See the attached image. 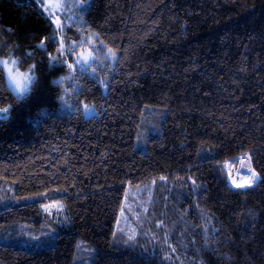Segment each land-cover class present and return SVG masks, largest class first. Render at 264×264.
Wrapping results in <instances>:
<instances>
[{"label": "trees", "instance_id": "1", "mask_svg": "<svg viewBox=\"0 0 264 264\" xmlns=\"http://www.w3.org/2000/svg\"><path fill=\"white\" fill-rule=\"evenodd\" d=\"M78 17L67 35L113 57L52 62L41 3L0 0L1 54L36 69L22 99L0 70V264H168L166 247L264 264V0H91ZM243 155L250 188L230 177ZM151 184L139 231H120L130 189Z\"/></svg>", "mask_w": 264, "mask_h": 264}, {"label": "rangeland", "instance_id": "2", "mask_svg": "<svg viewBox=\"0 0 264 264\" xmlns=\"http://www.w3.org/2000/svg\"><path fill=\"white\" fill-rule=\"evenodd\" d=\"M41 4L45 5H65L63 8L61 7H48L45 11L48 15H50L53 20L55 21L56 25L57 22L62 25V30H59V40L60 46L54 57H57L58 60H62L69 64L73 65L71 69L75 67L85 66L91 62H94L96 58L103 52L109 54V57H113L110 54V49H106V47L101 49L103 46L100 41H96L91 39L89 41L84 40L83 38H74L69 37L66 33L67 28L72 25L75 27L76 30L81 31L79 28V17L78 14L82 11V8H77L74 5L78 3V0H38ZM81 15V14H80ZM74 23V24H73ZM58 28V27H57ZM83 35V34H82ZM112 53V51H111ZM94 57V59L89 58V62L87 64L83 63H76V61L83 60L85 57ZM113 54V53H112ZM72 55V56H71ZM0 61H7V65L3 68L6 73L7 82L16 93V82L23 83L22 75L20 74H27L28 69L32 67L31 65L27 69H21L19 65V57L14 55L13 53L8 54H1L0 52ZM13 61H16V64L13 65ZM14 78L12 81L9 80V74ZM35 76H36V69H35ZM32 84L30 85L31 89ZM66 96L63 98V103L67 102ZM9 108L11 113V106H0V109ZM231 180L233 184L242 183L244 179L249 176V168L250 162H244L242 167V163L236 161L232 163L231 166ZM235 181V183H234ZM154 196V185L151 184L141 185L138 188H131L127 198L125 199L124 207L120 216V220L118 223V228L120 231L126 232L130 236H135L140 228H138L137 222H144L145 214L147 213V209L151 205L152 198ZM45 209L50 214H57V216L63 215V205L59 200L51 201L45 205ZM62 213V214H61ZM91 247L86 245L85 249H90ZM93 248V247H92ZM167 249L163 250V253L159 256L168 264H185V260H182V257L178 252H176L171 247H166ZM93 250H95L93 248Z\"/></svg>", "mask_w": 264, "mask_h": 264}, {"label": "snow or ice", "instance_id": "3", "mask_svg": "<svg viewBox=\"0 0 264 264\" xmlns=\"http://www.w3.org/2000/svg\"><path fill=\"white\" fill-rule=\"evenodd\" d=\"M90 3L91 0H78V3H76L74 6L77 8H87L90 7ZM65 5L60 4V5H54V6H50V5H45V4H41V7L47 8L48 7H61L63 8ZM57 27L58 29L62 30V25L59 23V21L57 22ZM43 41L41 42V44L39 45V47H43ZM110 54L114 56V54L111 53L110 50ZM89 58L94 59V57H91V54H89V57H85L83 60H77L76 63H83V64H87L89 62ZM50 60L52 62L57 61L58 58L57 57H51ZM13 65L16 64V61L12 62ZM7 65V61H0V70H2V68ZM73 67V65L69 64V68L71 69ZM22 75V80L23 83L20 82H16V97L17 99H22L29 91H30V85L35 83L36 81V76H35V65H33L32 67H30L28 69L27 74H20ZM14 78L11 76V73L9 74V80L12 81ZM84 111L88 112L90 111V106L85 104L84 105ZM9 115H10V109L9 108H3L0 109V122H3L7 119H9ZM243 167V165H242ZM249 176L244 179V181L242 183H236L235 186L237 188H250L252 187L259 179L260 176L251 168H249ZM235 183V181H234ZM131 239V237H130Z\"/></svg>", "mask_w": 264, "mask_h": 264}, {"label": "built area", "instance_id": "4", "mask_svg": "<svg viewBox=\"0 0 264 264\" xmlns=\"http://www.w3.org/2000/svg\"><path fill=\"white\" fill-rule=\"evenodd\" d=\"M247 159H248V156L247 155H243V156L240 157V159L238 160V162L243 163Z\"/></svg>", "mask_w": 264, "mask_h": 264}, {"label": "bare ground", "instance_id": "5", "mask_svg": "<svg viewBox=\"0 0 264 264\" xmlns=\"http://www.w3.org/2000/svg\"><path fill=\"white\" fill-rule=\"evenodd\" d=\"M231 182V181H230Z\"/></svg>", "mask_w": 264, "mask_h": 264}]
</instances>
